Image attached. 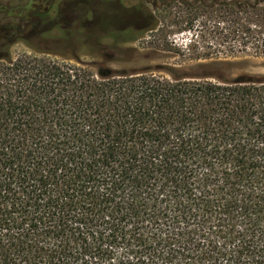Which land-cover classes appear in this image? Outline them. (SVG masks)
Wrapping results in <instances>:
<instances>
[{
    "label": "trees",
    "instance_id": "16d2710c",
    "mask_svg": "<svg viewBox=\"0 0 264 264\" xmlns=\"http://www.w3.org/2000/svg\"><path fill=\"white\" fill-rule=\"evenodd\" d=\"M113 1L30 23L194 65L12 57L0 24V264H264V74H234L264 58V0Z\"/></svg>",
    "mask_w": 264,
    "mask_h": 264
},
{
    "label": "rangeland",
    "instance_id": "374dc122",
    "mask_svg": "<svg viewBox=\"0 0 264 264\" xmlns=\"http://www.w3.org/2000/svg\"><path fill=\"white\" fill-rule=\"evenodd\" d=\"M31 1V3H30ZM75 0H0V5L4 8V13H0V24L13 29L17 32L19 41L11 46L10 53L12 57L23 53H32L30 46L40 48H52L51 51L54 53H59L68 59L75 58L83 64H87L93 67L108 66L113 69L120 68H132V67H144L146 65H174V66H192L194 63L190 61H182L178 57H162L156 61L146 62L138 60H128L127 56L131 54V50H137L140 53L148 52L150 49L143 38L130 43L122 44L116 47L110 37H103L100 41H97L96 33L93 31H79L81 35L86 36L85 42L81 46L75 44V42L67 40L56 41L57 37H69L67 32L61 31L58 25L49 32V27L46 24H31L32 17L36 18L34 15L36 12H43V10L48 6H54L50 18L56 19L59 15L56 14V7L62 9V14L60 17L64 18L61 20L62 23H66L73 19L74 17H79L83 14L82 11L72 12L70 3ZM106 6L101 8L100 11L105 15H109L110 12L116 8L113 0ZM143 0H121V6L123 8H128L135 3H141ZM32 5V6H31ZM25 6L26 11H21L20 9ZM30 6L32 10L27 11ZM94 7V6H93ZM99 8L96 10L99 13ZM91 17V15H89ZM65 26V24H64ZM180 40H184L185 37H179ZM57 43V44H56ZM60 44L62 47H58ZM60 59V57H56ZM73 62V60L71 61ZM250 73L264 74V58L256 59L249 63L247 69L243 71L234 70V74L239 73ZM162 75V74H160Z\"/></svg>",
    "mask_w": 264,
    "mask_h": 264
}]
</instances>
